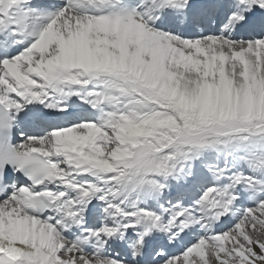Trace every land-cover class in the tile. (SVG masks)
<instances>
[{"label": "snow or ice", "instance_id": "snow-or-ice-1", "mask_svg": "<svg viewBox=\"0 0 264 264\" xmlns=\"http://www.w3.org/2000/svg\"><path fill=\"white\" fill-rule=\"evenodd\" d=\"M0 264H264V0H0Z\"/></svg>", "mask_w": 264, "mask_h": 264}]
</instances>
